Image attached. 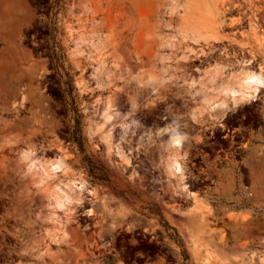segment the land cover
<instances>
[{"label": "rangeland", "instance_id": "rangeland-1", "mask_svg": "<svg viewBox=\"0 0 264 264\" xmlns=\"http://www.w3.org/2000/svg\"><path fill=\"white\" fill-rule=\"evenodd\" d=\"M4 1L0 264H264V0Z\"/></svg>", "mask_w": 264, "mask_h": 264}, {"label": "bare ground", "instance_id": "bare-ground-1", "mask_svg": "<svg viewBox=\"0 0 264 264\" xmlns=\"http://www.w3.org/2000/svg\"><path fill=\"white\" fill-rule=\"evenodd\" d=\"M73 1H75V0H73ZM216 1V0H215ZM76 2V1H75ZM4 3H5V1L4 0H0V26H2L3 25V23H4V20H5V15H4ZM215 7L218 9L219 8V4H216L215 5ZM78 11V10H77ZM74 14V13H73ZM103 37V36H102ZM105 38V37H104ZM0 39H1V37H0ZM106 40V43H108L109 45H110V47L112 48V49H114V46H115V43H114V40L112 39V38H110V37H108V38H106L105 39ZM113 52H115V51H113ZM117 57V56H116ZM30 71V73H29V76L28 77H33V75H34V73H33V71L32 70H29ZM260 83H264V75L260 72V73H257V72H254V71H251V70H247L246 71V74H245V76H244V80L242 81V85L244 86V87H247V88H249V91H248V96L247 97H252V96H254L256 93H257V91H258V87H259V85H260ZM253 89V91H251ZM232 95H233V97H237V96H239V94L238 93H232ZM110 105V104H109ZM108 106V105H107ZM177 145L178 146H180V142H178L177 143ZM23 156H26V153H24L23 154ZM22 156V157H23ZM59 162H57L56 164H55V166L53 167V171H55L58 167H59ZM47 171V170H46ZM175 172H176V174H181V172H182V165H181V163L180 162H177V164H176V167H175ZM47 173H48V175H50V172H48L47 171ZM166 173H168V172H166ZM170 175H171V173H169ZM169 175V176H170ZM168 176V177H169ZM172 176H174L173 174H172ZM168 179H171V177H169ZM172 179H173V177H172ZM170 183V182H169ZM173 183V182H172ZM171 184V183H170ZM71 188V187H70ZM71 190H72V192H73V188H71ZM60 191V190H59ZM61 192V191H60ZM59 192V193H60ZM52 193V192H51ZM58 193V192H57ZM60 198H64V201H70V199H72V195L70 194V193H66V192H61V194H59L58 195V199H60ZM63 200V199H62ZM63 201V202H64ZM66 204V203H65ZM57 205H59V207H62L63 206V204H60V201L58 200V204Z\"/></svg>", "mask_w": 264, "mask_h": 264}]
</instances>
